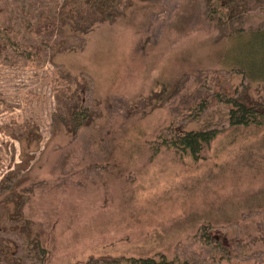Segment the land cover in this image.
<instances>
[{
    "label": "rangeland",
    "instance_id": "rangeland-1",
    "mask_svg": "<svg viewBox=\"0 0 264 264\" xmlns=\"http://www.w3.org/2000/svg\"><path fill=\"white\" fill-rule=\"evenodd\" d=\"M224 1V23L205 0H125L62 34L47 22L62 0H0L15 30L0 40V264H264V125L230 119L235 101L264 108L248 73L264 65V0ZM77 111L94 123L76 128ZM208 129L197 159L165 145Z\"/></svg>",
    "mask_w": 264,
    "mask_h": 264
},
{
    "label": "trees",
    "instance_id": "trees-1",
    "mask_svg": "<svg viewBox=\"0 0 264 264\" xmlns=\"http://www.w3.org/2000/svg\"><path fill=\"white\" fill-rule=\"evenodd\" d=\"M140 1H154V0H140ZM125 0H62L60 6L56 7V10L52 11L54 18L47 20L48 23H52L53 26L50 29L54 32L65 33L67 26H74V33L85 34L88 32L90 25L94 21L110 20L113 21L120 14L122 6L125 4ZM230 2L224 0H205V11L210 17V20H216L219 23L231 21L235 16H229ZM25 11L22 12L21 19L25 18ZM56 17V18H55ZM45 18V10H42L38 15V18L34 20V24H29L27 29L30 32L39 31L42 25V20ZM31 19V18H30ZM30 19L25 22H31ZM77 23V24H76ZM78 25V26H77ZM10 32L15 30H8L2 25L0 27V40L3 42H11L13 39L10 37ZM16 34V33H13ZM264 34V32H259ZM45 40H42V42ZM38 46V45H37ZM54 43L51 40H47V48H52ZM38 47L32 45L30 50V57L37 54ZM67 50V48H65ZM37 50V51H36ZM69 51V50H67ZM53 52H55L53 50ZM257 55L264 57V45H261L257 49ZM263 60V58H262ZM259 65L257 60L251 64V71L248 72L245 68L244 71L248 72L251 77L263 76L264 79V65ZM260 73V75H259ZM233 110L230 113V119L232 125L237 126H262L264 125V108L259 110L254 107L244 105L240 101H235ZM138 108L130 107L127 109V117L138 113ZM237 113H241L238 116ZM94 114L91 111H77L73 113V123L77 127H88L94 123ZM219 135V131L216 129H208L199 132H186L184 134H175L170 139L165 140V145L176 149L181 154H189L195 159L199 158L203 150L209 146ZM23 140H21V143ZM87 264H175L169 261L163 255H157L154 257L136 258V257H109L97 260L95 262L88 261Z\"/></svg>",
    "mask_w": 264,
    "mask_h": 264
}]
</instances>
